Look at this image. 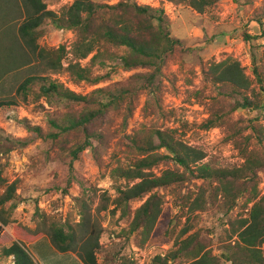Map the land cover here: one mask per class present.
Here are the masks:
<instances>
[{"label":"rangeland","instance_id":"1","mask_svg":"<svg viewBox=\"0 0 264 264\" xmlns=\"http://www.w3.org/2000/svg\"><path fill=\"white\" fill-rule=\"evenodd\" d=\"M43 1L47 9L59 13L73 0ZM94 1L113 5L119 0ZM136 1H148L160 8L166 6L163 0ZM171 3L174 7L164 12L165 24L169 34L180 40L182 50L166 59L159 75L163 113H157L154 108L145 110L147 92L137 91L129 106L109 110L101 119L89 125V129L102 133L105 138L103 142L91 139L92 146L81 151L74 161L68 151L73 143V135L53 138L50 135L56 129L50 125L49 119L68 112H79L82 106L70 105L56 98L37 99V86L28 89L24 95L19 86L28 75L36 76L41 69L37 55L29 66L6 69L1 75L0 100H14L16 103L0 110V169L8 182L18 180V196L16 207L11 212V222L0 230V264L12 263L9 258L1 255V249L15 240L13 227L47 232L53 222L66 223L80 235L82 229L79 222L81 216L86 215L94 231L99 233L98 264H153L156 255L164 256L172 249L181 229L187 224L190 227L189 233L196 232L212 253L219 255L224 249L226 223L246 217L244 196L239 197L229 211L225 210L218 198L213 203L208 199L207 208L191 214L189 223H186V216L180 206L184 200L195 196L199 185H202L201 180H195L187 174L183 182L157 189L163 201L162 210L143 247L136 244L134 235L122 234L127 225L126 217L122 218L121 209L114 208L113 200L116 187L126 182L112 178L111 174L117 166L129 165L130 160L125 156V136L142 125L174 129L175 135L187 145L205 153L203 162L211 168L231 169L241 166L245 146L253 149L264 162V140L259 142L256 134H250V130L245 129L254 117L264 125V110L239 109L230 113L232 101L224 95L229 89L209 83L204 74L208 63L231 56L240 62L253 89L258 91L260 84L256 83L253 75L255 56L257 72L264 84V36L252 41L254 48L242 38L243 31L250 35H261L262 30L252 18L256 9L264 7V0H218L205 13H197L183 4ZM25 15L21 0H0L2 60L15 42L24 44L17 29ZM38 29L41 31L38 38L40 49L52 50L64 45L67 51L62 60L63 68L57 73L48 72L45 76L58 80L68 89H75L77 94H89L97 88L129 79L135 73L144 71L140 68L122 69L116 60L122 49L103 45L97 46L86 59L79 60L82 66H88L91 57L98 53L97 60L90 65V80L98 76L103 77L102 80L95 84L76 81L65 70L68 63L76 61L71 52L74 32L57 29L50 21H44ZM126 108L131 109V115L123 130L122 116ZM216 114L226 115L225 120H219L214 127L205 128L208 119ZM30 127L39 128L41 133ZM246 136L250 137L249 142L245 140ZM18 141L27 144L20 147ZM154 153L166 152L161 149ZM167 169L183 171L173 161L165 160L153 168V173L160 175ZM259 177L257 190L260 197L264 194V165ZM204 187L208 189L210 186L204 184ZM144 200L131 202L130 209H136ZM23 235L26 236V233L23 232ZM40 236L26 245L35 264H82L74 253H60L54 249L46 235Z\"/></svg>","mask_w":264,"mask_h":264},{"label":"trees","instance_id":"2","mask_svg":"<svg viewBox=\"0 0 264 264\" xmlns=\"http://www.w3.org/2000/svg\"><path fill=\"white\" fill-rule=\"evenodd\" d=\"M167 1L186 5L197 13H205L218 0ZM21 2L26 15L17 31L24 44L15 42L14 46L8 48L3 60L0 57V77L6 69L14 70L29 66L37 55L36 58H40L38 63L41 69L36 76L28 75L19 86L24 95L28 89L37 86V99L56 98L70 105L82 106L79 112H68L60 117L55 116L49 119L50 125L56 129V132L50 136L59 138L73 135V143L68 148L72 161L78 158L81 151L92 146L91 139L103 142L105 138L102 133L89 129V125L96 119H101L109 110L129 106L137 91L147 92L148 103L145 110L154 108L157 113H163L160 103L162 82L159 75L166 59L177 51H181L182 46L179 39L169 34L162 8L142 5L136 0H119L113 5L98 3L94 0H73L69 6L63 7L61 12L56 13L47 9L43 0H21ZM252 20L262 30L261 35H250L247 31H243L242 38L251 48H254L252 41L264 36V7L254 11ZM44 21H50L57 29L74 32L71 52L76 61L68 63L65 70L76 81L95 84L102 80L101 76L90 80L92 73L90 65L97 60L98 53L91 57V63L88 66H82L79 60L86 59L97 46L103 45L122 49V53L116 57L122 69L140 68L144 71L135 73L129 79L97 88L89 94H77L58 80L45 76L48 72L57 73L63 68L62 60L67 51L64 45L52 50L40 49L38 38L41 31L38 28ZM253 62V75L256 83L260 84L258 91L253 89L240 62L231 56L218 62L208 63L207 69H204L209 83L218 85L219 88L222 86L229 89V92L224 95L232 101L230 113L239 109L264 110V84L257 72L255 56ZM15 103L14 100H0V110L4 106H12ZM130 115L131 109L126 108V113L122 116L123 130L127 127ZM225 118L226 115L216 114L208 119L205 128L214 127L219 120L223 122ZM257 121V117L250 119L245 129L250 130V134H256V138L261 142L264 140V125ZM31 129L41 133L37 127ZM125 139V156L130 163L119 165L112 170V178H119L126 182L125 185L116 187L113 204L114 208L122 210V218L126 217L127 225L122 234L134 235L135 242L140 247H143L150 237L161 214L163 201L157 189L183 182L187 174L195 180H201L202 185H199L195 196L187 198L180 206L186 216V223H189L191 214L207 208L208 199L210 203H213L220 198L222 206L229 211L236 205L239 197H245L243 209H247V215L226 223L224 249L219 255H214L208 245L199 239L196 232L189 233L190 227L187 224L181 229L172 249L164 256L156 255L153 258V264H172L175 261H177L176 264H222L225 262L264 264L262 250L264 194L259 197L257 190L260 182L259 173L264 162L253 149L245 146L242 151L244 162L241 166L217 169L203 162L205 153L187 145L175 135L174 129L142 125L132 133L126 134ZM245 140L249 142L250 137L246 136ZM26 144L25 141H18L20 147ZM161 149H164L166 153H154ZM165 160L173 161L183 171L167 169L160 175L154 174L153 168ZM204 184L210 187L207 189ZM0 188L2 189L0 223L5 227L11 222V212L17 204L18 180L8 182L0 169ZM142 199L145 200L139 207L130 209L131 202ZM81 217L80 235L66 223L53 222L49 225L47 232L13 227L15 240L9 246L2 247L1 255L9 258L12 261L11 264H35V260L26 250V245L36 241L41 237L40 235H46L56 251L74 253L82 264H98L99 233L94 231V226L86 215Z\"/></svg>","mask_w":264,"mask_h":264},{"label":"built area","instance_id":"3","mask_svg":"<svg viewBox=\"0 0 264 264\" xmlns=\"http://www.w3.org/2000/svg\"><path fill=\"white\" fill-rule=\"evenodd\" d=\"M163 1H164V5H166V6L162 7V9L164 10V12L166 11V9H168V8L171 9L172 6L174 7V5L171 2H168L166 0H163ZM138 3L139 4H142V5H148V6H151V7H155V6L160 7V6L155 5V4L153 5L152 3H149L148 1H138ZM70 90H72L74 92H77L75 89H72V88H70ZM0 228L1 229L3 228V225L1 223H0Z\"/></svg>","mask_w":264,"mask_h":264},{"label":"crops","instance_id":"4","mask_svg":"<svg viewBox=\"0 0 264 264\" xmlns=\"http://www.w3.org/2000/svg\"><path fill=\"white\" fill-rule=\"evenodd\" d=\"M77 260H78L79 262H81L78 258H77Z\"/></svg>","mask_w":264,"mask_h":264}]
</instances>
